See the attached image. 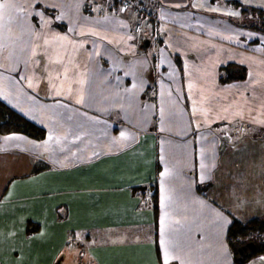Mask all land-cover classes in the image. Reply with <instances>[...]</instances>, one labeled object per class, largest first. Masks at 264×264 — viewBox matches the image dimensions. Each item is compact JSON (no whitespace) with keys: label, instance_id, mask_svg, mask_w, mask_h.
<instances>
[{"label":"crops","instance_id":"0c3cea01","mask_svg":"<svg viewBox=\"0 0 264 264\" xmlns=\"http://www.w3.org/2000/svg\"><path fill=\"white\" fill-rule=\"evenodd\" d=\"M111 1L0 0V99L46 132L0 133V264H235L230 226L264 219V32L230 0Z\"/></svg>","mask_w":264,"mask_h":264},{"label":"trees","instance_id":"16d2710c","mask_svg":"<svg viewBox=\"0 0 264 264\" xmlns=\"http://www.w3.org/2000/svg\"><path fill=\"white\" fill-rule=\"evenodd\" d=\"M113 7L117 9L118 7L125 6V0H112ZM228 4L241 11L242 14H248L250 19L254 20L255 23L247 24L251 28L257 29L264 32V10L246 6L239 2L238 0H230ZM258 16V17H257ZM152 17L148 18L151 19ZM228 70V67L225 68ZM233 79L231 76L227 78H221L222 82H227ZM0 133L3 135L20 133L26 136L32 137L37 140H43L46 137V132L44 129L40 128L25 116L14 110L5 101L0 99ZM154 192V208L155 212L158 214V192L156 190L157 186H153ZM264 235V219H254L248 222L234 221L229 228L227 239L229 244L238 251L239 248L246 245L249 241H252L255 245L254 251H248L243 260H237L235 264H245L248 260L253 257L264 255V240L256 241L252 239L255 235Z\"/></svg>","mask_w":264,"mask_h":264},{"label":"water","instance_id":"95a60500","mask_svg":"<svg viewBox=\"0 0 264 264\" xmlns=\"http://www.w3.org/2000/svg\"><path fill=\"white\" fill-rule=\"evenodd\" d=\"M233 72H238L240 73V78L243 79L244 78V74H243V70L241 68H237V67H234L232 69H229V73H233ZM250 246H251V249H255V245L253 243H250Z\"/></svg>","mask_w":264,"mask_h":264},{"label":"flooded vegetation","instance_id":"af4514ba","mask_svg":"<svg viewBox=\"0 0 264 264\" xmlns=\"http://www.w3.org/2000/svg\"><path fill=\"white\" fill-rule=\"evenodd\" d=\"M250 241L248 243H246V245L242 246L241 248H239V253H247L248 251H251V246H250Z\"/></svg>","mask_w":264,"mask_h":264},{"label":"rangeland","instance_id":"374dc122","mask_svg":"<svg viewBox=\"0 0 264 264\" xmlns=\"http://www.w3.org/2000/svg\"><path fill=\"white\" fill-rule=\"evenodd\" d=\"M242 186H245L246 185V183H243V184H241ZM252 239H256V241H262V240H264V235H262V234H259V235H255L254 237H252ZM251 243H253L252 241H250ZM254 244V243H253ZM117 264V263H116ZM123 264V263H122ZM248 264H254V262H250V263H248Z\"/></svg>","mask_w":264,"mask_h":264},{"label":"built area","instance_id":"2783aa9c","mask_svg":"<svg viewBox=\"0 0 264 264\" xmlns=\"http://www.w3.org/2000/svg\"><path fill=\"white\" fill-rule=\"evenodd\" d=\"M133 5L132 4V1L131 0H125V6H131ZM140 12H143L142 10H139ZM147 18H150L151 15L150 14H145Z\"/></svg>","mask_w":264,"mask_h":264},{"label":"snow or ice","instance_id":"6c2138e0","mask_svg":"<svg viewBox=\"0 0 264 264\" xmlns=\"http://www.w3.org/2000/svg\"><path fill=\"white\" fill-rule=\"evenodd\" d=\"M4 6H5V5H3V4H0V9H2Z\"/></svg>","mask_w":264,"mask_h":264}]
</instances>
